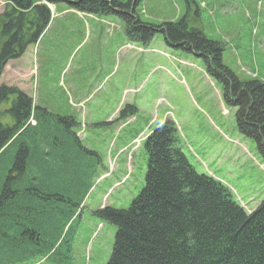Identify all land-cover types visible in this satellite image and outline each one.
Masks as SVG:
<instances>
[{
    "label": "trees",
    "instance_id": "trees-1",
    "mask_svg": "<svg viewBox=\"0 0 264 264\" xmlns=\"http://www.w3.org/2000/svg\"><path fill=\"white\" fill-rule=\"evenodd\" d=\"M1 1L0 77L48 27V6L65 3L82 14L115 16L129 39L147 42L159 34L169 48L203 60L235 110L236 129L254 142L264 161L263 85L225 67L223 46L189 27L186 15L152 25L134 16L137 0ZM182 1L186 10L194 4ZM0 109V118H9L0 122V264H63L74 224L99 178L100 160L82 146L73 118L34 107L28 96L1 83ZM143 149L147 163L139 194L127 209L96 213L115 228L106 264H264V199L248 213L223 183L197 173L169 120L147 136Z\"/></svg>",
    "mask_w": 264,
    "mask_h": 264
},
{
    "label": "rangeland",
    "instance_id": "rangeland-1",
    "mask_svg": "<svg viewBox=\"0 0 264 264\" xmlns=\"http://www.w3.org/2000/svg\"><path fill=\"white\" fill-rule=\"evenodd\" d=\"M193 2L186 10L182 0H137L133 11L152 25L186 15L189 27L223 46L225 67L264 88V0ZM3 6L0 0V14ZM49 12L37 43L6 64L0 83L28 96L34 107L73 118L82 146L100 160L63 264H106L115 228L96 213L127 209L139 194L147 163L143 142L165 120L175 125L182 153L197 173L223 183L247 211L257 207L264 199V162L254 142L236 129L234 111L203 60L169 48L159 34L133 41L115 16L82 14L65 3Z\"/></svg>",
    "mask_w": 264,
    "mask_h": 264
}]
</instances>
